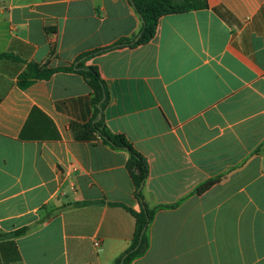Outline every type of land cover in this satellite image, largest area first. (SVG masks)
<instances>
[{"label":"crops","instance_id":"0c3cea01","mask_svg":"<svg viewBox=\"0 0 264 264\" xmlns=\"http://www.w3.org/2000/svg\"><path fill=\"white\" fill-rule=\"evenodd\" d=\"M207 5L103 51L139 36L131 0H0V264H117L132 244L130 154L95 129L84 76L20 86L96 51L104 123L146 159L160 207L133 264H264V0Z\"/></svg>","mask_w":264,"mask_h":264},{"label":"trees","instance_id":"16d2710c","mask_svg":"<svg viewBox=\"0 0 264 264\" xmlns=\"http://www.w3.org/2000/svg\"><path fill=\"white\" fill-rule=\"evenodd\" d=\"M131 3L143 22L142 29L139 33V35H141L139 41L134 42V40L131 39L121 40L116 45L104 49L103 51L148 44L157 34V28L161 17L171 14H183L191 11L203 10L208 7L207 0H131ZM98 52L100 51L87 53L77 61L80 62L81 60H84L83 62H80L76 66L72 65L62 69H46L45 67L42 68L40 66L31 65L29 67V72L21 75L20 86L25 89L29 87L33 81L49 79L58 71L80 73L93 89V104L95 106L94 120H96L99 113H103L106 107L108 92L98 69L96 67H86L84 62ZM95 129L100 133L105 143L115 148L124 149L130 154L127 168L138 192L137 196L142 201V209L140 212L127 209L136 219V230L130 248L121 255L117 264H133L135 259L142 257L149 249V227L153 223L155 216L160 209V207L151 209L143 201L142 189L149 175V167L146 159L135 150L125 136L115 135L110 132L106 127L103 118L95 124ZM219 181L220 179L206 182L203 186L197 189V193H205ZM144 231L145 233L142 235ZM24 232L25 230H21L17 234H22Z\"/></svg>","mask_w":264,"mask_h":264},{"label":"water","instance_id":"95a60500","mask_svg":"<svg viewBox=\"0 0 264 264\" xmlns=\"http://www.w3.org/2000/svg\"><path fill=\"white\" fill-rule=\"evenodd\" d=\"M140 37H141V35H139V36L136 38L135 42H138L139 39H140ZM101 119H102V113H99V115H98V117H97V122H99ZM145 231H146V229H145ZM145 231L143 232L142 235H144Z\"/></svg>","mask_w":264,"mask_h":264},{"label":"built area","instance_id":"2783aa9c","mask_svg":"<svg viewBox=\"0 0 264 264\" xmlns=\"http://www.w3.org/2000/svg\"><path fill=\"white\" fill-rule=\"evenodd\" d=\"M95 245L98 246V243H96Z\"/></svg>","mask_w":264,"mask_h":264}]
</instances>
